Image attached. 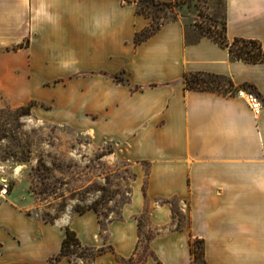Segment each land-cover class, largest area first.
Segmentation results:
<instances>
[{"label":"crops","instance_id":"crops-1","mask_svg":"<svg viewBox=\"0 0 264 264\" xmlns=\"http://www.w3.org/2000/svg\"><path fill=\"white\" fill-rule=\"evenodd\" d=\"M136 2L0 0V60L23 70L8 76L9 95L96 146L112 143L134 174L104 227L94 209L50 222L0 198V264H49L66 227L93 254L55 264H122L144 230V264H192L194 239L207 264H264V62L233 59L210 37L187 40L180 18L136 43L151 23ZM223 15L228 42L264 49V0H224ZM186 74L224 77L230 89H187ZM246 87L258 114L236 95Z\"/></svg>","mask_w":264,"mask_h":264},{"label":"rangeland","instance_id":"rangeland-1","mask_svg":"<svg viewBox=\"0 0 264 264\" xmlns=\"http://www.w3.org/2000/svg\"><path fill=\"white\" fill-rule=\"evenodd\" d=\"M136 3L151 23L152 19H182L189 41L201 35L222 37L223 0H172L168 8L147 1ZM14 61L0 60V178L7 180L9 196L29 215L50 222L94 209L104 227L108 219L118 217L134 174L126 161L113 154L112 143L96 146L87 133L32 112L31 103L20 105L19 97L10 96L7 89L14 82L8 76L23 71L9 69ZM197 77L206 81L199 82L200 87L230 89L227 79ZM171 203L180 225L182 215L176 203ZM143 232L136 255L122 264H144L150 255L146 240L151 234ZM77 254L90 256L93 251L74 247L68 258L75 259ZM196 264L203 263L199 259Z\"/></svg>","mask_w":264,"mask_h":264},{"label":"trees","instance_id":"trees-1","mask_svg":"<svg viewBox=\"0 0 264 264\" xmlns=\"http://www.w3.org/2000/svg\"><path fill=\"white\" fill-rule=\"evenodd\" d=\"M137 1H147L151 3L152 5H164L167 8L169 7L171 3V1L170 2H159L155 0H137ZM136 12L149 17L146 13H144L141 10L140 7L136 6ZM165 22L166 21L159 22V21H155L154 19H152V23H150V26L148 28H146L142 32L136 33L135 35L136 43L152 35ZM201 36L209 37L207 35H201ZM215 41L221 45L228 47L229 54L233 59L242 60L246 62H252V63L264 62V49L262 48L260 42H258L257 40H251V39L247 40V39H242V38H234L231 42H228V40L226 39V35H225L224 23L222 27V37ZM197 76L198 74H192V75L186 74L184 76L185 87L187 89H209L206 87L199 86V82L204 83L206 81ZM201 76H205V75H201ZM206 76H212V75L206 74ZM215 77L226 79L221 76H215ZM115 79L117 81H121V78L118 76H115ZM227 81L229 85H231V82L228 79ZM210 89H214V88H210ZM32 105L33 103H31L30 107ZM30 107H29V110H30ZM74 247L80 248V242L78 238L76 237V234L72 230H70L68 227H66V235L62 241L60 252L49 260V264H55V262L58 261L61 257H68V255L71 252H74ZM85 250H90V249H85ZM190 251L192 254V264H196V262L199 259H201L203 264H207L203 258L202 241L200 239H194L190 242Z\"/></svg>","mask_w":264,"mask_h":264},{"label":"built area","instance_id":"built-area-1","mask_svg":"<svg viewBox=\"0 0 264 264\" xmlns=\"http://www.w3.org/2000/svg\"><path fill=\"white\" fill-rule=\"evenodd\" d=\"M236 95L245 100L254 114L259 113L261 109V101L255 93L247 90H237ZM8 186L9 184L7 180L0 178V198H4L8 195Z\"/></svg>","mask_w":264,"mask_h":264}]
</instances>
